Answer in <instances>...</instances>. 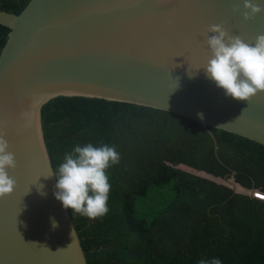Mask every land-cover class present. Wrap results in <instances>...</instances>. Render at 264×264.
Wrapping results in <instances>:
<instances>
[{
    "label": "water",
    "instance_id": "1",
    "mask_svg": "<svg viewBox=\"0 0 264 264\" xmlns=\"http://www.w3.org/2000/svg\"><path fill=\"white\" fill-rule=\"evenodd\" d=\"M234 7L242 10L243 0H30L18 15L0 10L9 29L0 52V131L17 161L9 172L16 187L0 199V264H87L69 212L54 196L56 178H45L54 172L40 109L52 98H99L182 116L206 129L215 154L209 127L264 146V92L234 100L200 69L210 57L208 26L223 24L249 43L264 34V12L244 20Z\"/></svg>",
    "mask_w": 264,
    "mask_h": 264
},
{
    "label": "trees",
    "instance_id": "2",
    "mask_svg": "<svg viewBox=\"0 0 264 264\" xmlns=\"http://www.w3.org/2000/svg\"><path fill=\"white\" fill-rule=\"evenodd\" d=\"M29 1L0 0V10L18 15ZM8 33L0 25V52ZM40 122L54 174L78 145L107 144L120 154L107 169V214L89 219L67 209L87 264H264L263 145L209 127L215 154L195 121L81 96L50 99ZM214 179H232L257 197Z\"/></svg>",
    "mask_w": 264,
    "mask_h": 264
},
{
    "label": "clouds",
    "instance_id": "3",
    "mask_svg": "<svg viewBox=\"0 0 264 264\" xmlns=\"http://www.w3.org/2000/svg\"><path fill=\"white\" fill-rule=\"evenodd\" d=\"M233 11H240L242 18L249 20L264 12V5L255 0H243V9L234 7ZM204 42L210 57L200 69L226 96L248 102L253 96L264 92V34L257 35L254 42L249 43L239 35H232L223 24H213L206 29ZM198 115L203 118V114ZM9 148L6 134L0 131V199L10 195L17 183L9 174L17 165L15 154ZM119 160L120 154L115 146L78 145L64 155L57 173L45 178H57L54 196L65 209L71 210L72 215L95 219L108 212L111 185L107 169L118 164ZM52 227H58L55 220ZM199 264L207 262L201 260ZM211 264H221V261L213 259Z\"/></svg>",
    "mask_w": 264,
    "mask_h": 264
},
{
    "label": "rangeland",
    "instance_id": "4",
    "mask_svg": "<svg viewBox=\"0 0 264 264\" xmlns=\"http://www.w3.org/2000/svg\"><path fill=\"white\" fill-rule=\"evenodd\" d=\"M182 169H184V170H186V171H188V172H191V173H193V174H196V175H198V176H200V177H205V178L212 179L211 177L206 176V175H204V174H202V173H197V172H194V171L189 170V169L184 168V167H182ZM214 180L217 181V182H219V183H221V184L226 185L227 187H230V185L228 184V182H226V180H218V179H214ZM228 181L231 182V180H228ZM237 192H238V193L247 194V192L243 191L242 189H241V190H238L237 187H236V192H235V193H237ZM169 197H170V196H166V197H165V200L169 201V200H170ZM263 198H264V197H263ZM163 203H165V202L163 201Z\"/></svg>",
    "mask_w": 264,
    "mask_h": 264
}]
</instances>
